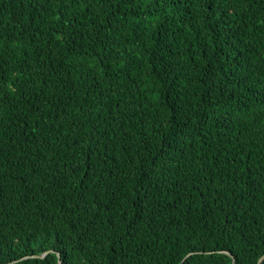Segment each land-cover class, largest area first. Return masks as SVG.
I'll list each match as a JSON object with an SVG mask.
<instances>
[{"label": "trees", "instance_id": "obj_1", "mask_svg": "<svg viewBox=\"0 0 264 264\" xmlns=\"http://www.w3.org/2000/svg\"><path fill=\"white\" fill-rule=\"evenodd\" d=\"M56 253L264 256V0H0V264Z\"/></svg>", "mask_w": 264, "mask_h": 264}, {"label": "water", "instance_id": "obj_2", "mask_svg": "<svg viewBox=\"0 0 264 264\" xmlns=\"http://www.w3.org/2000/svg\"><path fill=\"white\" fill-rule=\"evenodd\" d=\"M54 251L53 250H49V251H46V252H44V253H42L41 255H34V256H32L33 258H44L46 255H48L49 253H53ZM231 259H232V264H235V260H234V258H233V256L230 254V253H226ZM192 255V253H189V254H187L184 258H183V260L181 261V263L180 264H183V262L189 257V256H191ZM56 256H57V262H58V264H61V261H60V255L58 254V253H56ZM22 259H24V258H22ZM21 259V260H22ZM264 260V256H262L261 258H259V260H258V262H257V264H261V262Z\"/></svg>", "mask_w": 264, "mask_h": 264}]
</instances>
